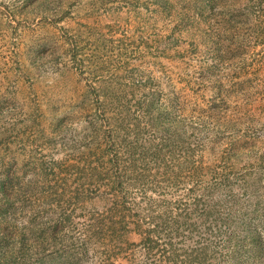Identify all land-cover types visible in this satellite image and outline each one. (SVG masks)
I'll use <instances>...</instances> for the list:
<instances>
[{
    "label": "rangeland",
    "instance_id": "374dc122",
    "mask_svg": "<svg viewBox=\"0 0 264 264\" xmlns=\"http://www.w3.org/2000/svg\"><path fill=\"white\" fill-rule=\"evenodd\" d=\"M0 264H264V0H0Z\"/></svg>",
    "mask_w": 264,
    "mask_h": 264
}]
</instances>
